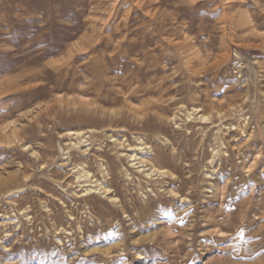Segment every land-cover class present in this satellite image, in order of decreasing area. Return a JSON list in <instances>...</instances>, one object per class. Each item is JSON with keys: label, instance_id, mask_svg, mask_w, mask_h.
<instances>
[{"label": "rangeland", "instance_id": "obj_1", "mask_svg": "<svg viewBox=\"0 0 264 264\" xmlns=\"http://www.w3.org/2000/svg\"><path fill=\"white\" fill-rule=\"evenodd\" d=\"M0 264H264V0H0Z\"/></svg>", "mask_w": 264, "mask_h": 264}, {"label": "bare ground", "instance_id": "obj_2", "mask_svg": "<svg viewBox=\"0 0 264 264\" xmlns=\"http://www.w3.org/2000/svg\"><path fill=\"white\" fill-rule=\"evenodd\" d=\"M137 97V96H136ZM147 107V106H146ZM142 109V108H141ZM74 135L76 138H78V137H81L82 136V134L83 133H80V132H74V133H69L68 135ZM82 140V139H81ZM80 140V141H81ZM79 143H81V142H79ZM137 148V147H136ZM152 151V150H151ZM159 151H160V149H159ZM154 158L155 159H158L159 161H162V157H161V155H159L158 154V152H156V153H154ZM131 158H136V155H132L131 156ZM130 158V159H131ZM134 160V159H133ZM137 160V159H136ZM139 160V162H137L136 164H140V166L141 165H144V164H148L149 166H150V168L151 169H155V166H154V163H153V161H145V160H143L142 158L141 159H138ZM145 166V165H144ZM139 168H141V167H139ZM140 170V169H139ZM143 170V169H142ZM144 171V170H143ZM142 171V172H143ZM146 171V170H145ZM153 172V171H152ZM152 174V173H151ZM151 174H147V176H151ZM145 175V174H144ZM89 176V174L88 173H84V175H82V176H80V177H76L77 178V180L79 179L80 180V178H82V177H85V178H87ZM152 176H154V175H152ZM150 179V178H149ZM90 183V182H89ZM94 183V182H93ZM98 183V182H97ZM3 184V183H2ZM89 186V185H88ZM92 190V189H91ZM101 191V190H100ZM105 191H108V190H105ZM86 193H88V192H90V190H86L85 191ZM92 192V191H91ZM94 192H96V191H94ZM104 192V191H103ZM109 192V191H108ZM98 193H99V191H98ZM172 193V192H171ZM176 193V192H175ZM106 194V193H105ZM171 195V194H170ZM176 195V194H175ZM111 199V198H110ZM235 224V223H234Z\"/></svg>", "mask_w": 264, "mask_h": 264}, {"label": "snow or ice", "instance_id": "obj_3", "mask_svg": "<svg viewBox=\"0 0 264 264\" xmlns=\"http://www.w3.org/2000/svg\"><path fill=\"white\" fill-rule=\"evenodd\" d=\"M33 155H35V153H33ZM248 171L250 172V171H251V169H248Z\"/></svg>", "mask_w": 264, "mask_h": 264}]
</instances>
